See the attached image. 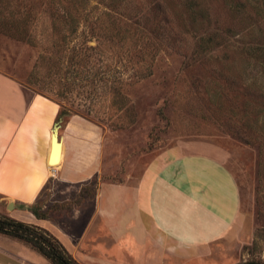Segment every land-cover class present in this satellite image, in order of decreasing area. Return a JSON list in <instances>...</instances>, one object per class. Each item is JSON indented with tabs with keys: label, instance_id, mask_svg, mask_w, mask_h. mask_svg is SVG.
Wrapping results in <instances>:
<instances>
[{
	"label": "rangeland",
	"instance_id": "374dc122",
	"mask_svg": "<svg viewBox=\"0 0 264 264\" xmlns=\"http://www.w3.org/2000/svg\"><path fill=\"white\" fill-rule=\"evenodd\" d=\"M0 72L28 98L58 106L53 128L95 141L97 171L81 191L53 185L51 199L31 208L53 231L76 240L101 185L136 186L173 147L211 154L198 149L207 145L241 196L217 262L264 264V0H0ZM60 112L69 116L58 120ZM56 143L51 135L49 166L64 159ZM149 192L127 212L150 229ZM104 256L134 264L123 250Z\"/></svg>",
	"mask_w": 264,
	"mask_h": 264
},
{
	"label": "crops",
	"instance_id": "0c3cea01",
	"mask_svg": "<svg viewBox=\"0 0 264 264\" xmlns=\"http://www.w3.org/2000/svg\"><path fill=\"white\" fill-rule=\"evenodd\" d=\"M58 111L55 103L43 97L28 98L15 79L0 72V201L15 204L8 216L53 233L79 264H114L104 256L112 250L125 251L134 264L223 261L224 252L217 243L233 232L241 196L234 176L213 154L219 150L207 145L197 148L212 150L211 154L198 150L183 154V148L173 147L151 163L136 186L101 185L97 206L76 240L53 231L49 220L38 219L31 208L51 199L53 185H66L62 195L71 189L79 193L80 184L95 176L99 162L95 141L81 142L79 130L76 134L69 125L58 131L64 144L62 163L48 165ZM83 132L89 136L88 130L83 128ZM153 165L158 171L150 187ZM146 186L156 199L155 226L150 229L141 217L128 218L127 212L133 202L140 205L148 193ZM139 224L141 229H133ZM0 264L52 262L26 243L0 234Z\"/></svg>",
	"mask_w": 264,
	"mask_h": 264
},
{
	"label": "trees",
	"instance_id": "16d2710c",
	"mask_svg": "<svg viewBox=\"0 0 264 264\" xmlns=\"http://www.w3.org/2000/svg\"><path fill=\"white\" fill-rule=\"evenodd\" d=\"M117 35L120 37L119 33ZM64 115L69 116V112H60L58 120ZM31 211L38 219H44L41 214L34 212V210ZM0 234L26 243L50 260L52 264H78L58 238L49 231L33 224L16 220L10 216L0 217ZM237 264L258 263L245 262Z\"/></svg>",
	"mask_w": 264,
	"mask_h": 264
},
{
	"label": "water",
	"instance_id": "95a60500",
	"mask_svg": "<svg viewBox=\"0 0 264 264\" xmlns=\"http://www.w3.org/2000/svg\"><path fill=\"white\" fill-rule=\"evenodd\" d=\"M59 125H55V127L53 128V143H56L59 139H58V131H59ZM61 141V140H60ZM56 145H61L60 143H56ZM15 207L14 202H10L8 204V209L9 210H13Z\"/></svg>",
	"mask_w": 264,
	"mask_h": 264
},
{
	"label": "bare ground",
	"instance_id": "6f19581e",
	"mask_svg": "<svg viewBox=\"0 0 264 264\" xmlns=\"http://www.w3.org/2000/svg\"><path fill=\"white\" fill-rule=\"evenodd\" d=\"M51 167H55V166L51 165Z\"/></svg>",
	"mask_w": 264,
	"mask_h": 264
}]
</instances>
